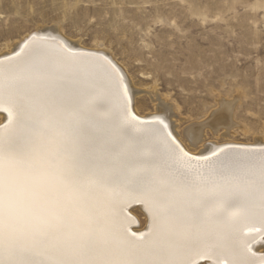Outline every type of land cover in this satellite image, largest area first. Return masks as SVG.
<instances>
[{"label": "bare ground", "instance_id": "bare-ground-1", "mask_svg": "<svg viewBox=\"0 0 264 264\" xmlns=\"http://www.w3.org/2000/svg\"><path fill=\"white\" fill-rule=\"evenodd\" d=\"M138 92L56 26L0 52V264H264V138L206 143L225 100L183 136Z\"/></svg>", "mask_w": 264, "mask_h": 264}, {"label": "rangeland", "instance_id": "rangeland-1", "mask_svg": "<svg viewBox=\"0 0 264 264\" xmlns=\"http://www.w3.org/2000/svg\"><path fill=\"white\" fill-rule=\"evenodd\" d=\"M55 26L110 52L142 113L166 99L183 136L225 100L233 114L204 128L206 143L264 138V0H0V52Z\"/></svg>", "mask_w": 264, "mask_h": 264}, {"label": "water", "instance_id": "water-1", "mask_svg": "<svg viewBox=\"0 0 264 264\" xmlns=\"http://www.w3.org/2000/svg\"><path fill=\"white\" fill-rule=\"evenodd\" d=\"M6 122V120H4V122L2 124H4ZM2 124H0V127L2 126Z\"/></svg>", "mask_w": 264, "mask_h": 264}]
</instances>
